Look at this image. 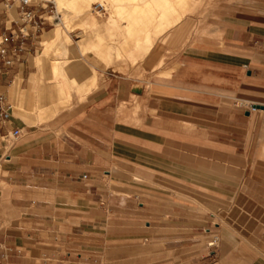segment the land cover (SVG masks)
I'll list each match as a JSON object with an SVG mask.
<instances>
[{"label":"crops","instance_id":"obj_1","mask_svg":"<svg viewBox=\"0 0 264 264\" xmlns=\"http://www.w3.org/2000/svg\"><path fill=\"white\" fill-rule=\"evenodd\" d=\"M252 1L222 10V39L189 43L175 64L187 27L132 67L76 62L69 98L62 66L33 56L43 33L19 52L6 40L19 11L0 0L12 60L0 55V264H264V109L250 106L264 105V15ZM209 206L231 207L225 223Z\"/></svg>","mask_w":264,"mask_h":264},{"label":"rangeland","instance_id":"obj_2","mask_svg":"<svg viewBox=\"0 0 264 264\" xmlns=\"http://www.w3.org/2000/svg\"><path fill=\"white\" fill-rule=\"evenodd\" d=\"M187 1H189V2H187V5L185 4V6H187V7L186 8L184 7V10H183V8L182 9L180 8L179 13H176L177 15L176 14L173 15L174 19L177 21L174 22L173 24L167 26L165 28V31H163L162 28H161V30L159 29L161 26H158V24L160 23L158 20L155 22H156V26L159 27L158 29L160 31L157 29L155 24H154V26H153V24L149 25L150 27L148 26V29H150L152 27V29H150V33L151 32L152 33L150 34V37H148L150 40L146 37V35H144L145 33L143 32L142 29H140L141 28L140 25L139 26L136 25L138 29L136 28L137 30L136 31L134 30L135 33L133 31L132 33L134 35L133 34L132 35L137 37V35L141 34V32H142V34L144 33L143 36H145V38H147V41L149 40L148 44H147L146 39H144L141 36L142 34L137 37L138 39H141V40H138L136 42H134V40H133L134 44H133V42H131L132 40L130 38H133V39H137V38H135L133 36L128 37V35L126 37L127 33H125V32H127V29H128V26H127V23H128L127 20L128 19L127 18L125 19V17L122 18L121 16L123 14L122 15L119 14L120 18H118V15H115L113 17V19H111V16H112L111 13L113 10L112 6H111L112 5L111 2H107L106 0H99V2L93 1V3H92V10L88 13V16L90 15L89 17H91L97 21H102V20H105L108 18H110L112 20V23H110L109 25L108 24L107 25H104V24L100 25L99 28H101V29H99V30H94V28L92 26H91L92 28L90 27V29L88 30L89 27L85 26L84 24H82L80 22V19L82 18V16H79V14L75 11V9H73L71 7L70 8L67 7V8H65L64 11L60 12V15L58 16L60 18V20L54 21V25L49 26L43 32V36L41 38H39V45L40 46L38 47V51L36 53H34L33 56H36L38 53H40L42 51L43 57L44 58L47 57L49 60H51L53 65L54 64L57 65V63H59L62 66L59 75H57V76L55 75L54 80H56L57 82H59L60 84H62L64 86V89H66V92L68 93L69 98H70L71 90H72V93L76 91V89L75 90L72 89L73 85L76 84V82L72 78V76H73L72 73L76 69V64H75L76 62L91 61L94 66L103 67V68H106V67L114 65V64H121V65H124L126 67H132L135 65V63L138 60H142L149 53L151 48L154 46V44L159 40V38L163 34H165V33L175 34L179 29L187 27V29L189 30V33L187 35V38L185 39V41L182 44V48L172 50L171 53L168 54V56L165 59V60H167V64H175L177 62L181 52L183 51V48L186 45H188L189 43H197V42L209 43L210 41H213V42L220 41L222 39V34L220 32H218L217 29H218V20H219L221 11L226 9L228 6H231V4L236 2V1L242 2V0H187ZM101 2L104 4V6L100 4ZM252 3L256 6L254 9V14L256 15V17L263 16L264 10L262 9V7L264 6V0H253ZM181 13H182V15H181ZM179 14H180V18L177 19L179 17ZM140 16H142V15H140ZM117 19H118V21H117ZM119 19H121V20H119ZM174 19L170 18L171 21H173ZM65 20H69L70 22H75V24H74L75 26L72 25L74 28L72 26L71 27L67 26ZM119 22H121L120 24L122 26L119 25ZM65 24L69 28L65 27ZM136 26H134V28ZM154 27H156V28H154ZM124 28L125 29L127 28V29L125 30ZM142 28H143V26H142ZM53 29H55V32H57V35H59V36H62L64 38L66 35L69 36L71 42L63 39L64 41L63 40L61 42L56 41L47 47L48 44L45 43V41L51 39L50 32ZM92 29H93V31H95L94 32L95 34L92 33L93 32ZM152 30L156 31V32L154 33ZM96 31H100V32H98V35H97ZM137 31L138 32L141 31V32L138 33ZM161 31H162V33H161ZM113 33H114V35H113ZM159 33H161V34L158 35ZM100 34H102V37L106 35V37H103L104 41L102 39L104 46L102 45L103 44L102 42H101L102 44L99 43V45L102 47H100L99 45L95 46V43H98V39L96 36H99ZM92 35H94V36H92ZM110 35H111V38H110ZM84 37L87 38V50L86 51L82 50V48L80 47V42H79ZM125 37H126V39H125ZM93 38H94V40H96V42L93 40ZM40 41H41V43H40ZM42 41H43V44H42ZM124 41L129 42V43L127 44ZM64 42L66 44H64ZM130 42H131V44H130ZM105 43H107V44H105ZM122 43L125 46L130 45L132 48L130 46L129 47L131 49H129L128 47L126 48L124 45H122ZM121 46L125 47V49ZM56 47H57V49H56ZM74 47L75 48L78 47V49H80L81 53L84 56H82L78 50H76L75 53L73 54L72 49ZM121 48H123L124 50L129 49V51L125 52L123 50V53L124 52L125 53L124 54L122 53V55L120 56V55H118V53L121 50ZM47 51H49V53ZM72 57H74V58L70 60V58H72ZM31 59H32V57H31ZM48 65L49 64H47L46 66H48ZM66 65H70L71 69H67L65 67ZM54 80L52 79V80H49L48 82L55 85L57 83H55ZM57 87H60V86H57ZM76 93H77V91H76ZM241 99H242L243 105L244 104L248 105L249 104L248 101H251L254 98H250L248 96L241 95ZM244 100H246V101H244ZM71 106H72V104L61 105L58 108V111L65 109V108H70ZM252 111H260L263 113V110H261L259 108L257 110H252ZM199 131L200 130L196 129L195 126L193 127L194 135H200ZM200 146H201L200 144H196V143L193 144L194 161H196V162L200 161V155H201L200 154V152H201ZM211 154H213V151H211V148H209V155L211 156ZM228 204L231 205V202H228ZM206 210L209 213L212 212V213L216 214V217L218 219H223V222L225 223V218H224L223 214L230 211L231 207L217 208V207L209 206V207L203 208V211H206ZM210 216H211V214H210ZM210 219H211V217H210ZM213 220L217 221V219H213ZM210 240L213 241L214 239H210Z\"/></svg>","mask_w":264,"mask_h":264},{"label":"bare ground","instance_id":"obj_3","mask_svg":"<svg viewBox=\"0 0 264 264\" xmlns=\"http://www.w3.org/2000/svg\"><path fill=\"white\" fill-rule=\"evenodd\" d=\"M93 1H98L99 2V0H54V2L56 3V6H57V13H58V15H60V12L61 11H64L65 8H67V7L70 8L71 7L73 9H75V11L79 14V16H82V18L80 19V22L82 24H84L85 26L89 27L88 30L90 29L91 26L94 28V30H99V29H101V28H99L100 25H103V24L104 25H107V24L109 25L110 23H112V20L111 19H113V17L115 15H118V18H120L119 17V14H121V15L123 14L122 16L121 15L120 16L122 18L125 17V19L126 18L128 19L127 20L128 21V23H127L128 29L126 28L127 29V32H125V33H127L126 34V37H127V35H128V37L129 36L130 37L133 36L134 34L132 32L134 30L136 31L138 29L136 25H138V26L140 25L141 28L140 27L139 28L143 30V32L145 33V34L144 33L143 34L146 35L147 38L150 37V34L152 33V32L150 33V29H152V27L150 29H148V26L149 25L153 24V26H154V24H155V26H156V22L155 21L158 20L160 22L159 23L160 25L158 24V26H161V27L159 28V27L156 26L157 29L159 28L161 30V28H162V30L165 31V28L167 26H169V25H171V24H173L174 22L177 21V20L174 19L173 15H175L176 13H179L180 8L181 9L183 8V10H184V7L185 8L187 7V6H185V4L187 5V2H189L187 0H106L107 2H111V4H112L111 6H112V9L113 10H112V13H111L112 14L111 19L108 18V19H105V20H102V21H97V20H94L93 18L89 17L90 15L88 16V13L92 10V3H93ZM100 4L104 6V4L102 2ZM139 14L142 15V16H140ZM181 15H182V13H181ZM170 18H173L174 20L171 21ZM179 18H180V14H179V17L177 19H179ZM121 19H119V20H121ZM69 20H65V22H66L67 26L71 27L72 25L75 24V22H70L71 20L70 21ZM117 21H118V19H117ZM120 23L121 22H119V25L122 26ZM66 24H65V27H67ZM134 26H136V27L134 28ZM142 26H143V28H142ZM69 27H67V28H69ZM156 27H154V28H156ZM92 31H93V29H92ZM135 31H134V33H135ZM94 32L95 31H93L92 33L95 34ZM96 32H97V35H98V32H100V31H96ZM140 32H138V33H140ZM153 32L155 33L156 31H153ZM51 33H52V41L46 42L48 44L47 47L50 46L52 43H54L56 41H60L61 42L63 39L71 42L69 36H67V35L65 36V38L62 37V36H59V35H57V32H55V30H52ZM161 33H162V31H161ZM161 33H159L158 35H160ZM141 34H142V32H141ZM141 34H139V35H141ZM143 34L141 36L144 39H146V41H147V38H145V36H143ZM111 35H110V38H111ZM113 35H114V33H113ZM139 35H137V37ZM92 36H94V35H92ZM96 37L98 39V43H95V46L96 45H99V43L102 42V39L104 41V38L103 37H106V35L102 37V34H100L99 36H96ZM126 37H125V39H126ZM133 37L137 38L136 36H133ZM130 39L129 40L131 42H133V40H134V42H136L138 40H141V39H138V38L137 39L130 38ZM93 40H94V38H93ZM149 40L147 41V44L149 43ZM94 41L96 42V40H94ZM65 42H64V44H66ZM79 42H80V47L82 48V50L83 51H86L87 50V38L84 37ZM124 42L127 43V44L129 43V42H126V41H124ZM131 42H130V44H131ZM134 42H133V44H134ZM105 44H107V43H105ZM102 45L104 46V43ZM122 45H124V44L122 43ZM129 46H125V47L126 48L128 47L129 49H131L132 47L130 46L131 47L130 48ZM57 47H56V49H57ZM100 47H102V46H100ZM121 47H123V46H121ZM125 47H123V48L125 49ZM123 48H121V50L119 51V53L117 52L118 55H120V56L122 55L123 50H124ZM129 49L124 50V51L127 52V51H129ZM47 52L49 53V51H47Z\"/></svg>","mask_w":264,"mask_h":264},{"label":"built area","instance_id":"obj_4","mask_svg":"<svg viewBox=\"0 0 264 264\" xmlns=\"http://www.w3.org/2000/svg\"><path fill=\"white\" fill-rule=\"evenodd\" d=\"M8 8H14L19 11V28L16 32L11 33L10 37L6 40L13 39L17 36L19 43L15 52L24 51L26 49V41L29 38H37L41 35L49 26L54 25V21L60 20L57 13V6L53 0H5ZM101 6V5H100ZM104 8V7H103ZM0 55L4 58L8 56V49L6 47H0ZM5 62L11 64L12 60L6 58ZM5 97L0 95V114L4 118L8 117V110L10 105H5ZM251 106V110H257ZM22 137L21 130L16 129L8 134V138L12 143L18 142ZM211 246L216 245V240L210 243Z\"/></svg>","mask_w":264,"mask_h":264},{"label":"water","instance_id":"obj_5","mask_svg":"<svg viewBox=\"0 0 264 264\" xmlns=\"http://www.w3.org/2000/svg\"><path fill=\"white\" fill-rule=\"evenodd\" d=\"M254 108L264 109V105L261 104H255L253 105Z\"/></svg>","mask_w":264,"mask_h":264}]
</instances>
